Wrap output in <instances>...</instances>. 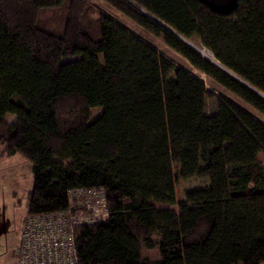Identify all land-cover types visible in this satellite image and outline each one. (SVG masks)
<instances>
[{"label": "trees", "instance_id": "16d2710c", "mask_svg": "<svg viewBox=\"0 0 264 264\" xmlns=\"http://www.w3.org/2000/svg\"><path fill=\"white\" fill-rule=\"evenodd\" d=\"M92 1L0 0V161L29 164L27 216L67 210L71 190H103L105 222L74 230L77 264H264V125L230 102L212 125L204 84ZM95 1L264 117V0H236L228 15L198 0ZM174 165L208 188L177 205ZM155 246L145 260L141 247Z\"/></svg>", "mask_w": 264, "mask_h": 264}, {"label": "rangeland", "instance_id": "374dc122", "mask_svg": "<svg viewBox=\"0 0 264 264\" xmlns=\"http://www.w3.org/2000/svg\"><path fill=\"white\" fill-rule=\"evenodd\" d=\"M91 4L97 7L98 11H102L111 16L119 25L125 27L133 35L150 44L161 56L174 64L175 70L182 69L201 81L209 95L206 99L205 114L211 120L212 125L215 124V111L217 104L220 102H230L234 104L264 125V117L262 115L255 112L252 108L219 86L213 80L196 71L183 57L169 49L164 44L162 38H154L150 36L137 25L102 3L94 0ZM46 26L45 30H48L53 34L54 31L57 33L58 30L52 25ZM185 43L191 47L195 46L194 48L202 54L201 56L204 59L215 63L214 59L200 47L197 40L185 41ZM203 53L205 55H203ZM81 54V51L75 49L73 56L70 59H65L63 61L67 62L77 59ZM174 74L175 71L168 77L169 81L174 80ZM101 114V109L92 110L90 112L91 121L96 120ZM6 120L11 123L14 118L8 116ZM205 154L206 150L203 149L200 151L199 157L197 158L196 169L198 172H200L205 166ZM257 160L264 165V154H258ZM172 171L177 205L185 201V194L188 192L203 190L209 186L206 177H193L187 181H182L179 177V167L177 165L172 167ZM34 180L29 164L21 158L12 157L0 161V264H14L15 262V244L18 243L23 221L28 218L26 210V204L28 202L27 195L30 191L34 190ZM36 196L37 195L35 194V201L38 203L40 198ZM153 206L156 209H168L176 214L178 213L176 205L163 206L160 204H153ZM153 239L154 242L158 241L156 237ZM140 252L141 256L150 262L156 261L159 257L157 246L151 250L141 247Z\"/></svg>", "mask_w": 264, "mask_h": 264}, {"label": "built area", "instance_id": "2783aa9c", "mask_svg": "<svg viewBox=\"0 0 264 264\" xmlns=\"http://www.w3.org/2000/svg\"><path fill=\"white\" fill-rule=\"evenodd\" d=\"M68 201L65 211L23 221L14 264H77L74 230L105 222V194L103 190L76 189L68 192Z\"/></svg>", "mask_w": 264, "mask_h": 264}, {"label": "water", "instance_id": "95a60500", "mask_svg": "<svg viewBox=\"0 0 264 264\" xmlns=\"http://www.w3.org/2000/svg\"><path fill=\"white\" fill-rule=\"evenodd\" d=\"M198 1L202 3L205 7H207L209 10L220 15H228L236 7V0H198ZM191 48L195 50L197 53H199V51H197L194 47ZM199 54L201 55V53Z\"/></svg>", "mask_w": 264, "mask_h": 264}, {"label": "crops", "instance_id": "0c3cea01", "mask_svg": "<svg viewBox=\"0 0 264 264\" xmlns=\"http://www.w3.org/2000/svg\"><path fill=\"white\" fill-rule=\"evenodd\" d=\"M33 176V175H32ZM26 208H27V204H26ZM27 210V209H26ZM17 244H15V247H16ZM14 250V249H13Z\"/></svg>", "mask_w": 264, "mask_h": 264}, {"label": "bare ground", "instance_id": "6f19581e", "mask_svg": "<svg viewBox=\"0 0 264 264\" xmlns=\"http://www.w3.org/2000/svg\"><path fill=\"white\" fill-rule=\"evenodd\" d=\"M195 47V46H194ZM202 55V54H201ZM203 55H205L204 53H203Z\"/></svg>", "mask_w": 264, "mask_h": 264}]
</instances>
